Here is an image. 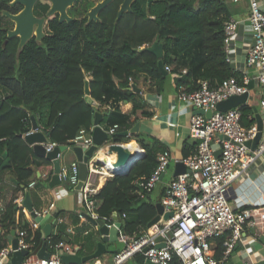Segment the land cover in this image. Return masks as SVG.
Masks as SVG:
<instances>
[{"label": "trees", "instance_id": "1", "mask_svg": "<svg viewBox=\"0 0 264 264\" xmlns=\"http://www.w3.org/2000/svg\"><path fill=\"white\" fill-rule=\"evenodd\" d=\"M9 1L0 0V156L6 155L0 164V190L6 172L13 173L15 182L24 188L33 179L35 184H42L52 174V162L36 155L20 136L31 127V116L49 134L50 141L68 144L72 149L70 141L81 128L90 130L98 111L103 128L118 125L111 141L135 140L144 154L127 175L111 176L92 196L94 213L111 220L115 212L122 232L138 235L148 228L157 210L149 195L138 198L139 188L132 181L148 176L157 164L158 152L166 148L154 136L140 131L124 137L118 133L129 129L139 118L153 115L143 85L159 93L170 75L177 91L181 87L196 90L200 81L215 88L230 76L242 83L243 72L230 65L224 49V23L231 16L228 0H152L149 6L147 0H133L131 11L124 12L117 22L122 0H113L100 11L97 20L76 17L60 22L54 14L44 22L41 41L32 36L21 50L19 38L7 39L9 27L2 23L6 18L3 10L13 13L21 8L10 7ZM93 4L94 0H82L83 9ZM48 7L46 1L36 2L35 15H44ZM154 42L162 45L163 66H171L166 75L158 67V57L145 49ZM86 83L89 95L85 93ZM132 84L142 92H136ZM119 102L132 103L131 112L121 113ZM102 105L109 108L102 109ZM240 110L244 127L255 123L249 104L241 105ZM194 147V143L188 145L185 140L184 155ZM36 169L41 172L38 178ZM26 210L11 200L0 211V247L9 245L7 235L11 230H23L25 241L32 244L31 252L40 248L41 227L33 226L34 220L28 219ZM27 214L31 216L28 210ZM64 215L63 210L54 213L56 222L45 240L48 250L53 252L54 245L62 243L60 249L65 252L92 253L101 241L98 230H91L92 224L86 222L71 232L62 221ZM71 216L78 223V214ZM118 250L109 249L106 253L113 256ZM222 252L223 238L216 240L212 250L216 259ZM127 262L149 264L141 253ZM170 264L182 263L174 255Z\"/></svg>", "mask_w": 264, "mask_h": 264}, {"label": "built area", "instance_id": "2", "mask_svg": "<svg viewBox=\"0 0 264 264\" xmlns=\"http://www.w3.org/2000/svg\"><path fill=\"white\" fill-rule=\"evenodd\" d=\"M245 1L248 10L245 18H229L225 21L223 39L228 62L231 61L229 53L233 51L231 44L240 26H243L252 39L245 52L242 83L230 76L215 88H210L207 81H200V87L196 90L186 91L181 87L177 91L175 98L182 106L179 111L203 109V113L190 115L189 137L195 142L194 150L179 159L185 171L173 176L165 184L159 201L163 212L172 211L173 215L163 225H152L138 235L124 233L118 227L117 237L123 246L112 256L110 264H125L136 253H141L146 263L150 261L153 264H170L174 255L182 264H226L237 246L242 247L243 257H238L240 261L245 264H255L250 245L258 238V230L264 229V201L248 205L246 199H232L230 195L232 184L245 179L248 168L255 158L264 156V0ZM164 69L169 72L171 66L165 65ZM185 72L186 69H182V73ZM250 81L253 82L252 87L257 89L258 111L263 123L261 137L256 148L251 152L247 142L254 138L257 132L256 124L247 128L241 124V105L226 111L216 109L217 103L231 95H239L246 91L250 93L252 91V88L248 87ZM93 103L97 104L95 101ZM208 110L212 112L210 116L205 114ZM168 125L174 126L175 122L169 121ZM117 127L118 125L114 124L107 129L104 128L109 137L105 145L122 143L110 140ZM92 128L93 126L89 131L81 128L70 141L73 147L80 146L87 149L92 144ZM36 130L46 133L38 124L36 129L30 127L21 136ZM58 145L50 141L44 144L45 151H51ZM66 145L67 148L71 147ZM218 148L221 149V153L216 156L215 152ZM95 155L96 153L92 156L93 159L89 165L91 175L98 171L95 168L97 164ZM57 156L60 158L61 152ZM169 160L170 152L167 149L158 152L157 164L151 173L148 176L142 175L133 179L132 183L139 188L138 198L145 199L153 191L165 172ZM59 179L74 188L79 181L78 161H72L67 165L61 164ZM34 185V180L28 184L29 187ZM97 191V187L91 185L89 179L79 191L82 203L80 218L84 219V213H89L94 219L99 218L94 213L92 198ZM35 212L37 215L50 214V208ZM116 217L118 220L114 212L111 220H103L110 227L114 225ZM33 226L40 227L35 221ZM250 230L255 231L248 232ZM16 236L17 249H13L10 245L0 247V264H4V258L10 257L14 251L30 249L32 244L25 241L23 230L16 232ZM158 237L162 239L158 240ZM221 238H223V252L221 257L216 259L212 253V243H216V240ZM61 245L62 243L54 245L48 259L29 255L23 264H77L61 261L56 254Z\"/></svg>", "mask_w": 264, "mask_h": 264}, {"label": "crops", "instance_id": "3", "mask_svg": "<svg viewBox=\"0 0 264 264\" xmlns=\"http://www.w3.org/2000/svg\"><path fill=\"white\" fill-rule=\"evenodd\" d=\"M228 5L231 11V16L229 18L233 19H243L245 18L248 10L247 3L245 0L233 1L228 0ZM252 39L250 35L244 30L243 26H240L236 31V37L233 40L231 46L233 51L229 53L231 57L230 65L241 72L245 71V52L249 43ZM182 69H186L183 67ZM168 73V72H167ZM169 76V75H168ZM140 88V87H139ZM144 91V97L148 103L149 109L153 110L154 113L149 118H139L137 121L140 122L139 131L144 135H151L158 139V141L170 152V160L167 165L165 172L161 175L160 180L156 183L153 191L149 194V198L154 200L156 203L160 201V198L163 194L165 184L174 176L175 163L184 155L183 146L184 141L190 145L194 143V140L189 137V120L190 115L195 113V109L183 110L181 109V104L176 101L177 90L174 88L173 76L170 75L164 84L163 90L159 93L151 92L147 87H141ZM141 89V90H142ZM257 89L252 87V91L249 93L247 104L250 106H255L259 109L257 104ZM142 92V91H141ZM1 96V94H0ZM173 105H175L173 107ZM109 108L108 105H102V109ZM119 109L123 114H129L132 110V103H123L119 102ZM175 122L174 126H169L168 122ZM132 127V126H131ZM122 144H137L135 140H130L128 143L122 142ZM140 147V146H139ZM71 149V147H69ZM72 150V149H71ZM140 151H144L140 147ZM73 152V150H72ZM188 155V154H187ZM62 156V152H61ZM60 156V160H61ZM97 156L95 155V160ZM65 162L61 160L62 165H67L72 161L76 160V157L73 154H67L65 157ZM4 160V159H3ZM2 160V162H3ZM1 162V163H2ZM172 163V166L170 164ZM168 172V176H167ZM53 173V172H52ZM36 178L41 176V172L36 169ZM50 175L49 179H46L45 182L42 181V184H35L32 187L27 185L26 188L22 185H18L15 182L13 173L6 172L4 174L3 188L0 190V211L3 207L11 200L16 202L17 206L23 207L26 210V207L23 205V200L25 193L28 192L30 202L32 204L34 211H42L44 209L50 208V217L48 221L55 220L54 213L63 210L65 212L62 221L68 225V230L74 232L75 226H84L86 222H89L83 218L79 217L78 223L71 216V214H79L82 212V203H81V194L79 191L74 188H70L66 183L60 182L59 184L50 185L51 180ZM112 176V173L109 172L104 167L101 170H98L97 173H92L89 178L91 185L96 186L97 189L101 188L108 178ZM103 177L104 180L100 184L99 179ZM36 181L35 179H33ZM231 198L246 199L248 205L253 202H263L264 201V156H258L252 162L248 168V174L245 179H241L232 184L230 188ZM26 216L30 220L33 217L27 214ZM90 223V222H89ZM93 228L97 229L93 224ZM53 227V226H52ZM52 230V229H51ZM255 230H250L248 232L253 233ZM259 236L254 243H252L251 250L253 251L252 259L254 262H258L261 259H264V242L260 241V237L264 236V229L258 230ZM101 237V236H100ZM106 241L107 250L120 249L123 244ZM216 247V243H212V250ZM242 247L237 246L232 252L229 261L234 262V264H245L240 261L242 256ZM37 251V250H36ZM36 251L31 252L30 257L36 255ZM239 257V258H238ZM243 257V256H242ZM112 261V256L108 253H104L88 262V264H110ZM127 263V262H126Z\"/></svg>", "mask_w": 264, "mask_h": 264}, {"label": "water", "instance_id": "4", "mask_svg": "<svg viewBox=\"0 0 264 264\" xmlns=\"http://www.w3.org/2000/svg\"><path fill=\"white\" fill-rule=\"evenodd\" d=\"M39 0H12L9 2L10 6L15 4L22 5V9L16 13L12 14L6 10L2 11V14L10 19L14 23V27L12 29L7 30V39H11L13 37H18V50H21L25 43L34 36L36 41H41L42 37L44 36L43 25L47 17L58 13V20L61 21H71L73 18L69 16L66 12L67 8L72 6L76 0H44L50 3V6L46 13L42 16H37L33 13V6ZM111 1L113 0H100L96 4H94L85 14L84 17H87L88 21L90 20H97L98 15L97 13L101 11L104 7H106ZM152 0H147L146 5L149 6ZM133 0H122L116 17L115 22L121 17L124 12L131 11V4ZM148 51L152 52L158 57V67L163 72L164 75L167 74V71L164 69L162 63V45L160 43H152L151 45L145 47ZM253 82L250 81L248 84L249 88H252ZM133 89L140 93L141 90L136 87L135 84H132ZM85 93L89 95L88 84L85 85ZM249 93L246 91L239 95H231L225 100L220 101L216 105V109L219 111H226L230 108H234L240 105L247 104ZM252 107L253 117L255 119L256 129L257 132L254 138L247 142V145L250 149V152L256 148V145L261 137L262 130H263V123L261 115L258 109L255 106ZM195 113H203V109H196ZM211 111L208 110L205 112L206 116L211 115ZM102 118V114L98 111L94 114V121H93V128L91 131V140L92 144L87 148L84 149L80 146H74L72 148L76 160L78 161L79 165V181L74 186V189L77 191L82 190L83 186L85 185L86 181L90 178L91 171H90V162L92 161V156L94 153L99 151L100 149L110 146V145H118L109 143L108 145L105 143L109 141L108 134L105 132L104 128L100 125V120ZM140 122L136 121L135 124L127 130H124L118 135L120 136H129L131 133H135L139 131ZM31 127L32 129H36L38 124L34 118L31 116ZM21 136V135H20ZM22 137V136H21ZM49 134L43 133L42 131L36 130L29 134H25L22 138L28 145H30L34 151V153L40 157L46 158L52 162V176L50 180V185L59 184L61 181L59 179V172L61 170V160L58 158L57 154L59 152H63L64 150L68 149L66 144H61L55 146L51 151L46 152L44 144L50 142L48 139ZM82 142V140H79ZM116 158L115 161L112 163L113 167H116L115 170L113 169L112 176L114 175H127L132 165L140 158L144 151L139 154L130 152L129 150L124 149L122 146L116 147ZM221 153V149L218 148L215 152V155L218 156ZM6 157V155L0 156V164L2 160ZM96 163H100L102 161L95 160ZM104 163V162H103ZM119 167L122 169L119 170ZM185 171V167L182 162L177 161L175 163L174 168V176L182 173ZM23 205L26 209L30 212L31 216L34 218V221L39 224L42 231V239L43 242L40 248L36 251V256L38 258H45L48 259L52 252H50L46 246L45 240L50 236L51 229L55 220L48 221L51 214L47 213L45 215H37L36 212L33 210L32 204L30 202L28 192L25 193V197L23 200ZM156 216L149 221L148 227L152 225H163L166 220L173 215L172 211L163 212V208L160 202L156 203ZM84 219L89 221L93 224L101 236V241H98L96 244L95 250L87 255H79L78 253L74 252H65L62 249L56 251V254L60 257L61 261L64 263H88L89 261L98 258L99 256L106 253V241L115 242L118 240L117 237V228L120 227V222L115 218L116 221L114 225L108 226L107 223L101 219H94L89 213L83 214ZM8 244L13 248H18V238L16 236L15 230H11L7 235ZM161 240V237L157 238ZM260 241L264 242V236L260 237ZM163 245V244H160ZM31 250L30 249H20L16 250L12 253L10 257H5L3 262L4 264H23L24 260L29 256ZM149 264H153L152 262H148ZM226 264H233L231 261H228ZM255 264H264V259L259 260Z\"/></svg>", "mask_w": 264, "mask_h": 264}, {"label": "bare ground", "instance_id": "5", "mask_svg": "<svg viewBox=\"0 0 264 264\" xmlns=\"http://www.w3.org/2000/svg\"><path fill=\"white\" fill-rule=\"evenodd\" d=\"M122 146L124 149L129 150L130 152L139 154L141 153L140 147L137 144H122L118 143V145H110L107 147H104L96 152V158L103 160L105 165L104 168L107 169L109 172H113V169L115 170L116 167H113L112 163L115 161L116 158V147ZM122 169V167H119V170ZM104 178L100 177L99 183L101 184L103 182Z\"/></svg>", "mask_w": 264, "mask_h": 264}, {"label": "flooded vegetation", "instance_id": "6", "mask_svg": "<svg viewBox=\"0 0 264 264\" xmlns=\"http://www.w3.org/2000/svg\"><path fill=\"white\" fill-rule=\"evenodd\" d=\"M12 0H10L9 2H11ZM39 1H41V0H39ZM42 1H44V0H42ZM98 1H100V0H94V4H96ZM38 2V1H37ZM46 2H48V1H46ZM112 2V1H111ZM110 2V3H111ZM49 3V2H48ZM109 3V4H110ZM36 4V3H35ZM35 4H34V6H35ZM93 4V5H94ZM8 5H9V3H8ZM17 5H19V6H21V8L20 9H18L16 12H13L12 14H16V13H18L21 9H22V5H20V4H15V5H13V6H10V7H14V6H17ZM92 5V6H93ZM34 6H33V13H34ZM49 6H50V3H49ZM92 6H90V7H88L87 9H83V7H82V0H76L74 3H73V5L72 6H70V7H68L67 8V10H66V12H67V14L69 15V16H71L73 19L74 18H76V17H78V18H86L87 19V17H84V14L92 7ZM120 6V5H119ZM49 8V7H48ZM105 8V7H104ZM82 10H84L82 13H80ZM118 11V10H117ZM11 13V12H10ZM46 13V12H45ZM44 13V14H45ZM100 13V11L97 13V15ZM35 14V13H34ZM55 14H58V13H55ZM75 14H81L80 16L79 15H75ZM117 14V13H116ZM57 17H58V15H57ZM87 21H88V19H87Z\"/></svg>", "mask_w": 264, "mask_h": 264}, {"label": "rangeland", "instance_id": "7", "mask_svg": "<svg viewBox=\"0 0 264 264\" xmlns=\"http://www.w3.org/2000/svg\"><path fill=\"white\" fill-rule=\"evenodd\" d=\"M84 10H82L80 13H82ZM2 23H5V24H7L8 25V27H9V29H12L13 27H14V23L10 20V19H8L7 17L2 21ZM126 143H128V142H126ZM70 153H72L73 154V152H72V150L71 149H66V150H64L63 152H62V156H61V160L62 161H64L65 162V157H66V155L67 154H70ZM67 160V159H66ZM96 160H100V159H96ZM170 166H172V163L170 164ZM102 167H104V164L102 163V162H100V163H97L96 164V169L97 170H100ZM167 176H168V172H167ZM115 243H117V246L119 245V242L118 241H115ZM125 264H131L130 262H127V263H125Z\"/></svg>", "mask_w": 264, "mask_h": 264}]
</instances>
